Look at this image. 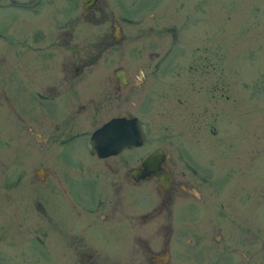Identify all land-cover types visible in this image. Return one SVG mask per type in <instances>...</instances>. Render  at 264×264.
Wrapping results in <instances>:
<instances>
[{
    "label": "flooded vegetation",
    "instance_id": "obj_1",
    "mask_svg": "<svg viewBox=\"0 0 264 264\" xmlns=\"http://www.w3.org/2000/svg\"><path fill=\"white\" fill-rule=\"evenodd\" d=\"M107 1L0 0L10 32L0 31V105L40 162L28 175L19 170L32 199L5 223L2 264H171L172 243L199 242L204 225L203 239L211 238L220 222L221 192L198 161L190 165L185 143L147 137L161 58L150 40L151 65L133 60L136 34L152 28H126L134 20ZM111 124L115 145L92 149L94 131Z\"/></svg>",
    "mask_w": 264,
    "mask_h": 264
},
{
    "label": "rangeland",
    "instance_id": "obj_2",
    "mask_svg": "<svg viewBox=\"0 0 264 264\" xmlns=\"http://www.w3.org/2000/svg\"><path fill=\"white\" fill-rule=\"evenodd\" d=\"M107 2L115 15L134 20L126 28H152L151 36L136 34L140 57L133 62L151 65L145 58L150 40L161 58L152 77L154 102L145 114L147 137L185 143L190 165L198 161L206 183L225 200L215 205L220 222L211 238L203 239L204 225L199 242L172 243L170 263L209 264L215 261L209 253L218 255L214 264H264V0ZM7 28L0 22V31L10 34ZM5 48L0 43L1 54ZM128 53L124 48L121 55ZM22 130L0 105V264L5 223L16 222L19 202L32 199L33 187L19 170L28 175L40 164ZM181 249L184 259L176 256ZM195 250L206 253L194 259Z\"/></svg>",
    "mask_w": 264,
    "mask_h": 264
},
{
    "label": "water",
    "instance_id": "obj_3",
    "mask_svg": "<svg viewBox=\"0 0 264 264\" xmlns=\"http://www.w3.org/2000/svg\"><path fill=\"white\" fill-rule=\"evenodd\" d=\"M116 121H118V119ZM112 125L113 124L108 125V126L104 125L101 128L97 129V131H94L95 134L92 138V140H93L92 141L93 142L92 149H94V150L96 149V151H98L99 146H101V144H103V143H107V144H104V145H106V147H110V146L115 145L116 142L114 141V138L116 136H114L113 133L110 131ZM122 129H123V126H122ZM137 130L139 133L138 136L140 137V130L138 128H137ZM108 131H110L111 133L110 132L108 133ZM123 135H124V133L122 134V136ZM98 140H100V142H97ZM101 140H102V142H101Z\"/></svg>",
    "mask_w": 264,
    "mask_h": 264
}]
</instances>
